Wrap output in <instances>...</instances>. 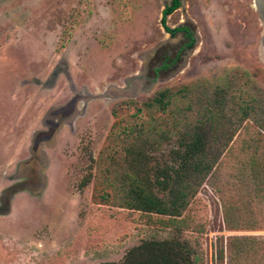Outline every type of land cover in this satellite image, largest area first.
<instances>
[{"label":"rangeland","instance_id":"obj_1","mask_svg":"<svg viewBox=\"0 0 264 264\" xmlns=\"http://www.w3.org/2000/svg\"><path fill=\"white\" fill-rule=\"evenodd\" d=\"M168 1L0 0V264L121 263L143 241L168 238L185 241L196 264H216L226 236L264 235L263 192L249 180L240 188L235 176L251 155L264 164L258 0H182L166 25H189L192 51L149 90H107L134 76L150 84L152 67L181 46L182 33L170 36L161 25ZM164 89L174 93L171 108L145 106ZM238 102L250 106L242 120ZM213 106L216 121L202 120ZM177 107L182 123L174 127ZM196 117L210 150L225 146L214 178L220 192L203 182L172 223L122 207L124 171L167 198L155 181L176 163L183 124ZM155 121L159 128H149ZM222 201L238 205L243 220L251 215L258 229L224 230Z\"/></svg>","mask_w":264,"mask_h":264},{"label":"trees","instance_id":"obj_2","mask_svg":"<svg viewBox=\"0 0 264 264\" xmlns=\"http://www.w3.org/2000/svg\"><path fill=\"white\" fill-rule=\"evenodd\" d=\"M179 6L180 0H172L170 5H166L162 9L161 25L165 31L172 34L183 30V26L179 25L173 28L167 26L166 16ZM190 89L186 86L181 90L188 94ZM173 100L174 93L171 94L169 89H164L159 91L145 106L156 107L162 112H166L169 107L171 108ZM223 103L224 99L218 100L219 105H223ZM237 107L242 120L248 115L250 106L247 103L238 102ZM179 109L178 107L175 108V112L172 113L174 127L182 123L178 115ZM200 115L205 120L216 121L214 106L210 107L206 114ZM201 118L196 117L194 121L187 120L183 124V133L180 135L179 142V148H183V150L176 149L174 151L173 160L176 163L167 166L155 181L159 191H166L167 198L158 197L149 190L145 180L124 171L120 173L117 184L118 190H122L124 193L123 201L120 203L122 207L162 215L172 223L186 209L190 199L194 197L203 182L208 181L211 187H215L217 193L220 192L214 178H216L215 171L225 146H222L218 151L210 150ZM203 118L202 120H204ZM157 122L155 121L149 128H159L161 124H157ZM191 123L193 124L190 125ZM128 131L132 132V127ZM229 149L227 148V151ZM253 153L255 154V152ZM249 157V166L246 165V170L239 171L235 176L240 188L243 187L242 185L246 180H249L252 184V190L257 193L263 192L257 199V201L263 202L264 164H256L257 157L255 155ZM189 173L195 174L194 181L190 180ZM84 182L86 183L88 180ZM237 210L238 205L230 201H222L221 216L224 230L252 231L258 229L256 220L251 215L249 219L243 220L242 215L237 213ZM198 259V255L191 251L185 241L168 238L143 241L140 245L129 249L121 263L105 262L99 264H196ZM216 262V264H264V235L233 234L226 236L224 241L221 240L217 246Z\"/></svg>","mask_w":264,"mask_h":264},{"label":"flooded vegetation","instance_id":"obj_3","mask_svg":"<svg viewBox=\"0 0 264 264\" xmlns=\"http://www.w3.org/2000/svg\"><path fill=\"white\" fill-rule=\"evenodd\" d=\"M171 2H172V0H169L166 3V5H170ZM181 3H182V0H180V6H181ZM258 15H259V13H258ZM259 19H260V17H259ZM180 26H183V30H179L174 34L169 33V32L168 33L170 36H174L177 33H182V35H181V40H182L181 46H178L176 48V50L172 52L173 53L172 55L170 53H168L167 56H165L161 60V62H159L158 64H156L152 67V69H151L152 76L149 79L150 84H148V85L142 84V80L144 78L146 79V77L134 76V77L130 78L129 81H127V86L124 87V93H134L137 90H141V89L147 90L149 85H152L151 83H154L158 79L159 73L162 70L169 68L174 64L176 59L179 56H181V52H185L187 54L188 52L192 51L191 49H193L194 44L196 43V34H195L194 30H192V28L189 25L184 24V25H180ZM171 28H173V27H171ZM107 90L109 91V88ZM107 90H105L103 93L99 94V96H102L104 93H108ZM56 120H57V118H56ZM5 201H6V197H4V195H2L0 197V203L2 204V206H5ZM2 206H0V207H2Z\"/></svg>","mask_w":264,"mask_h":264},{"label":"water","instance_id":"obj_4","mask_svg":"<svg viewBox=\"0 0 264 264\" xmlns=\"http://www.w3.org/2000/svg\"><path fill=\"white\" fill-rule=\"evenodd\" d=\"M253 2H254V1H253ZM165 6H166V5H165ZM150 87H151V85H149V87L147 88V90H149ZM107 88H109V92H111V93H113V94H115V95H117V96L122 95V94L124 93V88H123V87L109 86V87H107ZM109 92H108V93H109ZM105 95H106V93H105Z\"/></svg>","mask_w":264,"mask_h":264},{"label":"bare ground","instance_id":"obj_5","mask_svg":"<svg viewBox=\"0 0 264 264\" xmlns=\"http://www.w3.org/2000/svg\"><path fill=\"white\" fill-rule=\"evenodd\" d=\"M258 7H259L261 15H262V17L264 19V0H258Z\"/></svg>","mask_w":264,"mask_h":264}]
</instances>
